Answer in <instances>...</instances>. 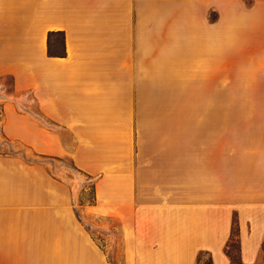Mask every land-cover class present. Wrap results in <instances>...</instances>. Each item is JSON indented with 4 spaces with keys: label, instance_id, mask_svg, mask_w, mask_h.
<instances>
[{
    "label": "crops",
    "instance_id": "crops-1",
    "mask_svg": "<svg viewBox=\"0 0 264 264\" xmlns=\"http://www.w3.org/2000/svg\"><path fill=\"white\" fill-rule=\"evenodd\" d=\"M0 102L8 138L95 179L84 212L120 226L126 264H235L234 228L264 264V0H0ZM16 161L0 264H110L69 186Z\"/></svg>",
    "mask_w": 264,
    "mask_h": 264
},
{
    "label": "rangeland",
    "instance_id": "rangeland-1",
    "mask_svg": "<svg viewBox=\"0 0 264 264\" xmlns=\"http://www.w3.org/2000/svg\"><path fill=\"white\" fill-rule=\"evenodd\" d=\"M245 1L248 4L251 3V0ZM211 19H214V17L211 16ZM59 39L57 38L58 41ZM153 121L155 127L163 126L173 135V128L177 127L178 114L154 113ZM0 156L16 159L17 167L23 170L28 169L29 166L34 167L41 164L48 168V171L51 168L52 175L69 186L76 217L88 231L94 244L106 253L110 264H126L123 252L125 247L124 234L119 230L120 226L116 224L117 227H115V222H113L114 225H110L99 217L84 212L86 206L94 203L95 179L77 171L69 160L60 159L56 161L52 158L53 156L42 157L32 147L11 140L4 133L2 122H0ZM238 249V242L235 241L232 248L235 264H241L237 255ZM200 264H212L208 254L203 253L201 255Z\"/></svg>",
    "mask_w": 264,
    "mask_h": 264
},
{
    "label": "trees",
    "instance_id": "trees-1",
    "mask_svg": "<svg viewBox=\"0 0 264 264\" xmlns=\"http://www.w3.org/2000/svg\"><path fill=\"white\" fill-rule=\"evenodd\" d=\"M237 241L238 242V247H239V240L237 237V228H234V233L232 235V238L230 240V242L227 245V252L231 255L232 254V248L234 247V242ZM263 248H264V244H263Z\"/></svg>",
    "mask_w": 264,
    "mask_h": 264
}]
</instances>
